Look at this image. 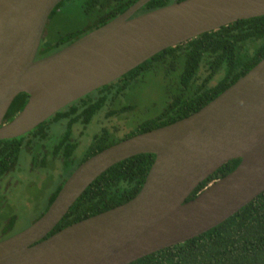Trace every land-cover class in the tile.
I'll list each match as a JSON object with an SVG mask.
<instances>
[{
  "label": "water",
  "instance_id": "obj_1",
  "mask_svg": "<svg viewBox=\"0 0 264 264\" xmlns=\"http://www.w3.org/2000/svg\"><path fill=\"white\" fill-rule=\"evenodd\" d=\"M62 0H0V139L26 133L79 97L167 47L239 19L264 15V0H180L123 12L62 48L36 57ZM22 109L3 122L14 97ZM139 153L155 158L129 200L47 236L86 187ZM233 158L238 165L199 191ZM264 191V56L195 112L119 140L82 161L45 211L0 240V264H127L221 223Z\"/></svg>",
  "mask_w": 264,
  "mask_h": 264
},
{
  "label": "trees",
  "instance_id": "obj_2",
  "mask_svg": "<svg viewBox=\"0 0 264 264\" xmlns=\"http://www.w3.org/2000/svg\"><path fill=\"white\" fill-rule=\"evenodd\" d=\"M65 1L76 0H62L51 15ZM78 1L86 17L84 29L61 34L54 44L42 38L37 57L69 44L114 18L136 0ZM176 1L180 0H150L134 15ZM263 56L264 15L239 19L174 47H167L117 79L65 105L26 133L0 139V180L17 168L22 150L29 153L28 165L32 169H40L42 173L48 172L50 161L51 169L56 163L60 169L73 164L86 127L93 125L97 132L88 137L92 139L82 146L84 156L75 161L69 174L51 175L52 178H60V182L48 195L42 210L45 211L66 178L82 161L121 139L172 123L195 112L245 74ZM148 74L158 78L160 83V109L140 119V111H149L156 103L149 101L142 105L138 101H126V97ZM27 99V93L17 94L3 122L13 118ZM112 119L122 121L126 132L118 136L119 127L116 124L107 126ZM57 126L61 130L54 132ZM52 133H57L56 140L46 146ZM154 158L153 153H139L110 166L86 187L47 236L131 199L141 188ZM239 161V158H233L221 165L200 182L187 199L232 171ZM10 226L8 223L3 228L0 240L14 234L9 232ZM127 264H264V191L209 230Z\"/></svg>",
  "mask_w": 264,
  "mask_h": 264
},
{
  "label": "rangeland",
  "instance_id": "obj_3",
  "mask_svg": "<svg viewBox=\"0 0 264 264\" xmlns=\"http://www.w3.org/2000/svg\"><path fill=\"white\" fill-rule=\"evenodd\" d=\"M79 5L78 0L65 1L61 4L49 18L43 39L54 44L59 35L79 32V30L84 29L86 17L81 12ZM157 79L152 74L144 76L130 90L126 97V101L135 103L138 101L142 105L149 101L156 103L149 111L141 110L138 115L140 119L147 118L160 109L158 101L160 100L161 90L159 89L160 83H158ZM127 113L131 114V111ZM112 124H116L119 127L117 131L118 136L127 130L122 121L118 119H112L106 125L110 126ZM59 130H61V127L57 126L54 132H58ZM93 132L97 131H95L93 125L89 124L84 132L80 149L76 151L74 163L62 169L59 168L57 163L51 169L52 161L49 162L48 172L42 173L38 168L32 169L28 165V151H21L17 165V168L18 166L19 168L8 172L5 175V177L7 176L6 179L3 177L0 180V238L6 224L10 223L9 232L15 233L27 227L36 219L45 207L48 195L56 187L57 183L60 182V178H58V181L57 178H52L51 175L57 176L60 173V176H65L69 174L68 172L74 167L75 161L84 156L82 146L86 145L88 139H92L88 137H92ZM56 134H51L46 146H50L56 140Z\"/></svg>",
  "mask_w": 264,
  "mask_h": 264
},
{
  "label": "flooded vegetation",
  "instance_id": "obj_4",
  "mask_svg": "<svg viewBox=\"0 0 264 264\" xmlns=\"http://www.w3.org/2000/svg\"><path fill=\"white\" fill-rule=\"evenodd\" d=\"M37 53H38V51H37ZM36 57H37V54H36ZM38 58V57H37Z\"/></svg>",
  "mask_w": 264,
  "mask_h": 264
}]
</instances>
